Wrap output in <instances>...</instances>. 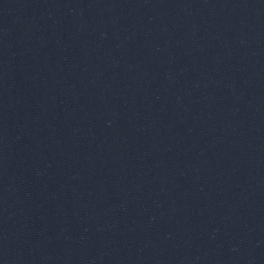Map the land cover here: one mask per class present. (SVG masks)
Masks as SVG:
<instances>
[{"label": "water", "instance_id": "obj_1", "mask_svg": "<svg viewBox=\"0 0 264 264\" xmlns=\"http://www.w3.org/2000/svg\"><path fill=\"white\" fill-rule=\"evenodd\" d=\"M0 264H264V0H0Z\"/></svg>", "mask_w": 264, "mask_h": 264}]
</instances>
